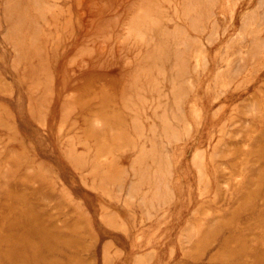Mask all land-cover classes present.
Wrapping results in <instances>:
<instances>
[{
  "label": "rangeland",
  "instance_id": "obj_1",
  "mask_svg": "<svg viewBox=\"0 0 264 264\" xmlns=\"http://www.w3.org/2000/svg\"><path fill=\"white\" fill-rule=\"evenodd\" d=\"M263 147L264 0H0L2 252L259 264Z\"/></svg>",
  "mask_w": 264,
  "mask_h": 264
},
{
  "label": "bare ground",
  "instance_id": "obj_2",
  "mask_svg": "<svg viewBox=\"0 0 264 264\" xmlns=\"http://www.w3.org/2000/svg\"><path fill=\"white\" fill-rule=\"evenodd\" d=\"M258 154V153H257ZM261 155V156H260ZM257 156H260L261 159L264 161V147L259 151V155ZM259 157V158H260ZM6 163V162H5ZM257 185H260V186H263V181H264V168L263 170L261 171V173L259 174V178L257 179ZM259 187V186H258ZM260 195V191H259V188L256 189L255 192H253V194H251L252 196V199H255L256 197H258ZM10 211V210H9ZM8 212V211H7ZM11 212V211H10ZM12 213V212H11ZM8 215V214H7ZM12 215V214H11ZM259 214H257L256 216L258 217ZM262 215V214H261ZM6 216V215H4ZM9 216V215H8ZM13 216V215H12ZM7 217V216H6ZM12 218V217H11ZM8 219V218H7ZM259 220V219H257ZM2 221H4L3 219L1 220V225H2ZM36 221V220H35ZM8 222V221H7ZM28 223V222H27ZM21 220H19V217L18 218H15L14 220H12V224H9V226H11L12 228L10 229H17L18 231H20L21 233L23 234H31V233H34L33 235H39L40 237V245H36L35 242H32L31 240L29 239H18L17 241L19 242V245H15L13 246L12 248H9L7 250H5L4 252L1 251L0 249V264L3 263V259L5 258L6 260H8V262L12 263V264H28V263H33L35 264V262H37L38 260H43L44 261V257L41 256L40 254V248L42 246V249L44 248H49L51 249V251H54L52 250V247H54L53 243L48 241V237L45 236L46 234V231L44 232V230H40L38 231L35 227V222L33 223H29L27 224ZM40 225V224H39ZM74 226V225H73ZM42 228V227H41ZM40 229V227H39ZM5 231V229H2L1 231ZM61 231V230H60ZM63 231V230H62ZM19 232V233H20ZM57 232V231H56ZM71 232V231H70ZM73 233V232H72ZM41 234H42V237H41ZM63 234V233H61ZM68 235V234H67ZM14 235L12 236H9V237H2L0 236V248L1 246L5 243H10L12 240L14 241L15 239H13ZM70 236H73V235H70ZM209 236V234H208ZM20 237V234L19 236ZM32 237V236H31ZM233 237L229 238V241H231L230 239H232ZM39 239V238H38ZM53 239V238H51ZM35 240V238H34ZM237 242L239 243L238 244V249H241L244 247V242L242 238H237L236 239ZM12 241V242H13ZM59 241V240H58ZM66 241V240H65ZM39 242V241H38ZM56 242V241H55ZM54 242V244H55ZM67 242V241H66ZM65 242V243H66ZM233 242V241H231ZM58 244V243H57ZM61 244V243H60ZM63 244V243H62ZM61 244V245H62ZM67 244V243H66ZM56 245V244H55ZM65 245V244H64ZM231 245V244H230ZM233 245V244H232ZM11 246V245H10ZM67 246V245H66ZM65 246V247H66ZM229 244H227V238L226 240H224V242L222 243L221 245V248L220 250L222 251V253L219 255V256H210L212 257L211 258V262L214 263V264H227V260H232L233 258V251L230 250V248H228ZM57 249V248H55ZM61 249V248H60ZM62 250V249H61ZM56 251H59V250H56ZM60 252V251H59ZM45 254V253H43ZM47 255V258H48V254ZM69 257L71 256L70 254L68 255ZM67 256V257H68ZM258 258L259 259L258 261L260 262L259 264H264V253H258ZM51 258V256H49ZM53 258V256H52ZM51 258V260H52ZM56 258V257H55ZM72 258V257H70ZM256 258V257H255ZM49 259V258H48ZM50 260V259H49ZM71 260V259H70ZM63 261V260H62ZM65 261V260H64ZM39 262V261H38ZM45 262V261H44ZM49 262V261H48ZM53 262V261H51ZM66 263V261H65ZM72 263V262H70ZM45 264V263H44ZM48 264V263H47Z\"/></svg>",
  "mask_w": 264,
  "mask_h": 264
}]
</instances>
